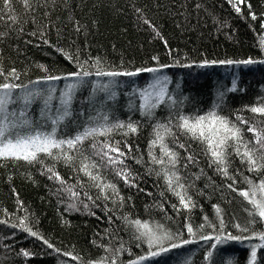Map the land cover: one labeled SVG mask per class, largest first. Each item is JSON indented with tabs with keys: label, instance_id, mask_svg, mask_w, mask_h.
Returning a JSON list of instances; mask_svg holds the SVG:
<instances>
[{
	"label": "trees",
	"instance_id": "obj_1",
	"mask_svg": "<svg viewBox=\"0 0 264 264\" xmlns=\"http://www.w3.org/2000/svg\"><path fill=\"white\" fill-rule=\"evenodd\" d=\"M196 4L200 5L198 9ZM247 4L251 8L241 4L238 14L229 0H55V4L53 0H31L28 10L23 0H13L14 11L10 15L17 17V22L12 24L7 18L0 21V32L8 33L0 37V67L16 68L19 79L15 83L27 85L28 90L47 93L55 89L53 106L59 103L55 97H59L66 84L72 81L43 78L48 75L63 77L78 67L57 49L81 61L90 59L95 63L99 59L104 71L134 72L142 68L159 71L139 72L135 76L85 78L88 83L80 85L76 91L72 116L66 118L57 131L60 136H74L85 126H91L93 119L95 126L115 122H131L137 126L135 135L114 132L111 137L95 138L100 143L105 140L110 144L120 142L125 152H128L125 144L132 149L129 156L133 158L125 163L137 177L134 181L137 187L125 185L110 169L101 168L106 180L115 183L119 190L115 203L112 199L101 198L96 201L97 207L81 196L89 207L78 204L77 209H69L67 195L57 191L61 185L48 179L40 164L28 165L21 161L0 167V220L6 222L0 224V264H87L101 256L107 257L109 264L113 258L117 264H128L129 260L148 255L149 245L136 240L133 231L125 227V216L159 223L166 231L179 234L172 241L165 240L164 247L182 239L192 241L141 261V264H248L251 247L261 241H228L212 248L215 239L204 241L200 236L215 237L217 232L205 228L189 234L184 227L189 221L199 225L205 216L215 220L213 205L223 210L226 222H238L232 218L243 219L246 213L242 198L227 187L231 180L218 173L215 166L210 167V158L202 146L176 128L179 116L194 117L212 110L234 121L237 117L250 122L264 119L248 111L249 106L264 100V63L259 62L264 61V50L260 47V39L264 36V28H261L264 0H247ZM136 8L141 11L136 12ZM7 12L0 0V15ZM46 12L50 15H45ZM251 14L257 19L253 20ZM145 19L153 27L145 24ZM77 26L81 29L79 32ZM247 59L257 63H220ZM41 65L47 71L42 70ZM165 77L167 87L163 102L157 104L151 116L143 115L139 90ZM97 84H107L114 96L96 90ZM18 91L23 95L26 90ZM42 109L43 100L37 98L29 107L30 115L40 119ZM105 115L107 121L102 119ZM160 124L176 132L178 143L191 146L181 149L172 143V137L165 138L169 147L179 152L181 160L177 167L188 178L186 183L192 185L188 191L195 207L191 211L181 209L178 213L173 209L172 205H179V201L167 191L164 179L155 174L156 166L150 163L149 151L159 154V149H150L149 144L154 138L153 128ZM45 130L50 131V127L46 126ZM245 136L250 139L252 134L245 129ZM90 144L91 141L85 142L84 148L86 154L92 156L94 150ZM189 154L195 156L197 163L184 168L187 161L183 158ZM136 159L141 163H136ZM52 163L45 160L47 165ZM78 166V161L68 166L61 160L56 162L55 170L74 191L88 192L93 197L101 195L84 173L74 170ZM229 172L238 179L236 186L240 188L246 187L245 176H254L235 155L231 158ZM197 176L200 178L196 179ZM24 217L34 231L53 244V248L28 236L19 226L16 229L9 226L18 225L19 219ZM229 231L239 235L234 228ZM105 247L112 251L105 252ZM115 249L121 250L117 253ZM22 250L30 255L20 254ZM152 250L158 251L159 246H152ZM66 252L80 259L63 255ZM209 252L212 256L205 259ZM262 257L264 249L257 248L256 264H264Z\"/></svg>",
	"mask_w": 264,
	"mask_h": 264
},
{
	"label": "snow or ice",
	"instance_id": "obj_2",
	"mask_svg": "<svg viewBox=\"0 0 264 264\" xmlns=\"http://www.w3.org/2000/svg\"><path fill=\"white\" fill-rule=\"evenodd\" d=\"M236 13H241V4H246L250 9L251 5L247 4V0H229ZM13 0H3L4 8L8 10L5 15H0V21H11L12 24L17 22V17L10 15ZM25 9L31 8V0H23ZM55 4V0H53ZM200 7L196 4V8ZM136 12H140L139 8L135 9ZM50 15V13H45ZM253 20L257 19L255 14H251ZM145 24H149V27H153L150 22L145 19ZM10 27V26H9ZM261 28H264V21H261ZM81 29L77 26L76 31ZM155 30V29H154ZM7 32H0V37L6 36ZM36 33L34 32L33 35ZM159 36V32H156ZM48 43L47 40L44 41ZM260 47L264 50V36L260 39ZM62 54L70 62L78 65L75 70L69 71L65 76L48 75L43 79L46 81L56 80H69L72 81L66 84L65 89L60 92L58 99L59 103L56 106L51 104L54 99L52 92L55 89H50L47 93L42 90H28L27 85H20L15 83L19 79L16 68L4 69L0 67V167H7L9 162H21L28 165L40 164L44 168V172L48 174V179L58 182L61 187L57 189L58 193H65L69 201V209H77L78 204H83L85 208L89 205L81 199V196L87 198L95 206L96 201L103 198L104 200L112 199L115 203V198L119 197V190L115 183L107 181L101 168L110 169L119 179L123 180L125 185L129 187H137L134 182L137 177L133 176L130 167L125 163L127 159H132L129 156V152L132 151L131 146L125 144L124 147L128 149L125 152L120 147V142L108 143L105 140L103 143L96 141L97 136L111 137L114 132H119L124 136L135 135L138 131L137 126L129 122L127 124L122 122H115L112 124H103L95 126V120H92L91 126H85L83 131L77 132L74 136H60L57 134L58 129L65 123L66 118L72 116V104L75 99L76 91L80 85L88 83L85 79L90 76L97 77H117V76H135L139 72H158L157 68H142L134 72H118V71H104L101 68L102 61L97 59L95 63H92L90 59L81 61L77 56H71L67 53ZM153 59H157L153 57ZM264 63V61H259ZM205 65L208 63L204 62ZM212 63H216L213 61ZM220 63L233 64L239 63L244 65H251L257 63L253 59H247L242 61H220ZM42 70L44 66H40ZM166 67V66H162ZM167 79L166 77L164 78ZM24 88L26 91L23 95H20L19 89ZM235 85L233 86L234 90ZM96 90L109 92V86L107 84H97ZM145 99V103L139 105L142 109V114L151 116L153 110L158 103L163 102L164 91L161 90L156 94V100L149 103L148 97L151 93H148L145 89L141 94ZM109 96H114V93L109 92ZM223 93H221V97ZM43 100V109L41 111L40 119H34L29 112L30 105L37 99ZM248 111L260 117H264V100L256 105L248 107ZM91 119V118H90ZM107 121L108 116L102 117ZM179 123L176 125L180 134L187 136L191 140L196 141L202 146L203 151L210 158L209 166H215V170L222 174L225 179L231 180V183L227 187L237 196L242 198L244 204V211L246 216L243 219L233 217L232 221L226 222V214L218 205H213L216 212V219L212 220L205 216L203 222L199 225H194L192 222H186L184 227L189 234H195L196 231L203 230L205 228H211L218 234L213 237L212 235H201L200 239L209 241L215 239L216 243L212 244V248H216L218 244H223L228 241H243V240H259L262 243L253 245L251 247L250 257L248 264H256L257 260V248L264 249V119L250 122L247 119L237 117L236 120H232L229 117L219 115L215 110H212L204 115H197L194 117L179 116ZM50 127V131L45 130V127ZM245 126V127H241ZM245 129L247 133H251L252 137L249 139L245 136ZM163 133V134H162ZM154 138L150 141V149H159L157 155L154 151H149L150 163L156 166L154 169L155 174L158 177L164 179L167 185V191L177 197L179 205L173 204L172 207L176 212H180L181 209L191 211L195 204L192 201L189 194V188L192 185L186 183L187 177L182 175L181 169L177 167L181 160V156L178 151L173 147H169L165 142L166 137H172V143L176 144L178 148L184 149L191 147L178 143L176 138L177 134L168 125L160 124L153 128ZM91 141L90 147L94 150L92 156H89L85 152V142ZM113 153L115 155H110ZM238 156L241 159V163L247 166V171L254 174L253 177L245 176L244 183L246 187L240 188L236 185L239 183L238 179L234 177L230 172L231 158L232 156ZM99 157V161L92 157ZM187 161L184 168L188 164L197 163L195 156L189 154L184 157ZM45 160H50L53 163L51 165L45 164ZM64 161L68 166H74L77 161L79 162L78 168L74 170L84 173L92 182V186L99 190L101 195L93 197L88 192L74 191L72 187L66 186V181L55 170L56 162ZM136 163H141L140 159L135 160ZM44 174V173H42ZM200 177L197 176L196 179ZM83 187V186H81ZM143 191V189H139ZM107 193V194H106ZM121 203L123 200L121 198ZM95 215V213H91ZM108 219L111 221L112 217ZM125 221V227L133 231L135 239L141 243L146 242L149 245L148 255L140 256L137 260H129L128 264H141V261L149 260L167 253L170 249H179L184 245L192 243L191 240L182 239L179 243H170L168 247L163 246L165 240L172 241L178 238V233H172L166 231L164 226L159 223L145 221L139 218L129 219L127 216L123 217ZM4 220H0V224H5ZM27 217L19 219L18 225H9L13 229L19 226L20 230L27 233L28 236L35 237L38 240H42L48 248H53V244L47 239L42 237L38 231H34L29 226ZM229 228H234L239 235H234ZM15 235V233H13ZM158 245L159 250H152V246ZM140 246L139 244L137 245ZM121 245V249H122ZM121 249H115L118 253ZM59 252V250H56ZM105 252H110L112 249L109 247L104 248ZM24 256H29L28 251L22 250L20 253ZM65 256H70L73 260L80 259L79 256L73 255L71 252L63 253ZM212 256L209 252L205 259ZM264 259V257H262ZM87 264H109V260L105 256H101L95 260H89ZM110 264H117L115 258L111 259Z\"/></svg>",
	"mask_w": 264,
	"mask_h": 264
},
{
	"label": "rangeland",
	"instance_id": "obj_3",
	"mask_svg": "<svg viewBox=\"0 0 264 264\" xmlns=\"http://www.w3.org/2000/svg\"><path fill=\"white\" fill-rule=\"evenodd\" d=\"M160 81H151L147 86H145L141 91V93L144 92L146 89L148 93H151V95L148 97L147 102L151 103L156 100V94L161 90V88L166 90L167 87V80H161ZM140 101L142 103H145V99L141 96Z\"/></svg>",
	"mask_w": 264,
	"mask_h": 264
}]
</instances>
